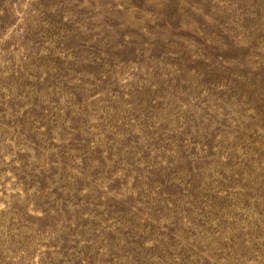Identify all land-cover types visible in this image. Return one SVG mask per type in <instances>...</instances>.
Masks as SVG:
<instances>
[{
	"label": "rangeland",
	"instance_id": "374dc122",
	"mask_svg": "<svg viewBox=\"0 0 264 264\" xmlns=\"http://www.w3.org/2000/svg\"><path fill=\"white\" fill-rule=\"evenodd\" d=\"M0 264H264V0H0Z\"/></svg>",
	"mask_w": 264,
	"mask_h": 264
}]
</instances>
